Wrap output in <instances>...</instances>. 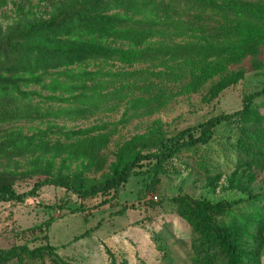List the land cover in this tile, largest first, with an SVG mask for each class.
<instances>
[{
    "label": "rangeland",
    "instance_id": "1",
    "mask_svg": "<svg viewBox=\"0 0 264 264\" xmlns=\"http://www.w3.org/2000/svg\"><path fill=\"white\" fill-rule=\"evenodd\" d=\"M66 1L0 0V36L18 24L48 19ZM229 1L253 8L264 6V0ZM179 16L175 19H181ZM199 20L207 32L197 33L198 37H222L219 22ZM256 37L260 39L258 44L251 46L241 61L208 73L206 78L203 70L192 65L175 67L170 63V72L181 76V80H155L151 94L157 101L149 102L151 112L139 117L130 115L131 104L127 101L116 99L100 110L79 113V105L52 102L48 98L51 92L24 88L28 93H41L30 95L31 104L40 107L42 115L34 119L22 115L14 121L11 117L0 119V184L9 182L18 193H24L45 175L87 185L99 183L112 175L128 151L157 152L159 145L155 142L193 131L220 114L242 112L246 97L264 88V39ZM173 40L179 43L182 39ZM97 66L91 64L88 70L159 74L165 69L160 64L129 67L109 62ZM139 94L152 99L148 93L135 92V96ZM254 103L258 106L254 114L264 121V99ZM11 110L9 105L4 112L10 114ZM15 130L38 140L46 135L42 141L45 145L37 141L35 146L13 149L8 142ZM57 131L72 132L77 139L56 136ZM82 131L87 134L82 136ZM241 131L238 124H223L208 145L177 155L158 176H132L120 192L119 208L102 207L78 214L48 209L65 201L80 203L73 194L67 195L64 189L54 186L44 187L38 197L22 204L0 203V249L24 244L30 248L46 244L55 248L53 255L29 264H192L190 227L171 202L173 198H207L215 203L248 199L251 195L264 197V162L252 165L239 153L235 143ZM147 182L151 188L142 202L139 192ZM97 203L98 200L88 201L86 205L91 208ZM133 204L135 209L118 215L123 207ZM260 204L254 209L264 210ZM51 218H56L55 222L43 232ZM33 228L37 231L28 232ZM259 254L264 264V246Z\"/></svg>",
    "mask_w": 264,
    "mask_h": 264
},
{
    "label": "trees",
    "instance_id": "2",
    "mask_svg": "<svg viewBox=\"0 0 264 264\" xmlns=\"http://www.w3.org/2000/svg\"><path fill=\"white\" fill-rule=\"evenodd\" d=\"M253 7L229 0H68L48 19L18 24L0 36V119L11 117L14 121L22 115L25 119L42 115L41 108L31 104L30 95L41 93L23 90L31 87L51 92L48 98L52 102L81 106L79 113H92L119 99L131 104L128 111L133 117L147 115L151 112L149 102L157 101L151 94L154 81L181 80V76L170 72V63L175 67L192 65L203 70L206 78L208 73L241 61L248 49L258 44L260 39L256 36L264 39V6ZM178 14L181 19L176 20ZM199 18L219 22L222 37H198L197 33L207 32ZM176 38L182 40L176 43ZM109 62L129 67L160 64L165 69L159 74L88 70L91 64ZM135 92L148 93L152 99L135 96ZM160 94L161 91L157 96ZM256 99H264V88L246 97L242 112L212 117L194 128L196 134L189 129L169 140L155 142L159 145L157 152H126L112 175L99 183L87 185L45 175L29 191L18 193L12 184L4 182L0 184V203L22 204L38 197L44 187L54 186L64 189L67 195L73 194L80 203L65 201L48 209L78 214L102 207L119 208L120 192L132 176H158L177 155L208 145L223 124L240 125L241 138L235 147L248 163H263L264 121L254 114L258 107ZM9 105L12 110L7 114L4 110ZM54 135L77 139L72 132L57 131ZM45 136L38 140L15 130L8 146H35ZM150 185L145 183L139 192L142 202ZM96 200L95 206L87 207L86 202ZM171 202L190 227L192 264H262L259 251L264 246V210L254 208L259 203L264 207V197L251 195L248 199L214 203L207 198L178 196ZM136 207H123L117 213L124 215ZM55 220L51 218L44 231L38 230L47 232ZM35 231L37 228L28 232ZM54 251L49 244L35 248L16 245L0 249V264H29L53 255Z\"/></svg>",
    "mask_w": 264,
    "mask_h": 264
}]
</instances>
